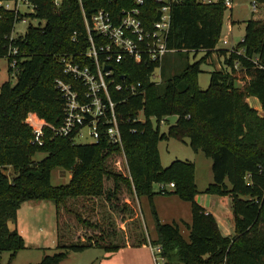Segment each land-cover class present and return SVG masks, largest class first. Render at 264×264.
I'll return each mask as SVG.
<instances>
[{
    "label": "trees",
    "instance_id": "1",
    "mask_svg": "<svg viewBox=\"0 0 264 264\" xmlns=\"http://www.w3.org/2000/svg\"><path fill=\"white\" fill-rule=\"evenodd\" d=\"M134 1L62 0L57 7L54 0H28L34 13L25 15L45 23H30L12 40L19 49L14 68L8 57L10 37L25 15L0 7V58L8 60L9 75L16 76L15 84L7 80L0 86V252L15 256L25 247L9 221L17 219L22 203L29 200H50L56 209L59 251L39 264H60L70 251L97 247L111 252L147 245L151 241L139 200L147 196L152 204L154 195L162 194L153 185L174 182V191L165 194L173 192L190 202L192 221L187 240L177 222L161 223L154 210L157 239L152 244L162 246V264H264V117L247 101L255 96L264 111V20L246 21L243 40L229 52L216 47L225 10L231 8L225 0L173 3L169 48L206 54L161 83L151 79L155 63L114 64L118 82L140 83L144 91L131 96L112 89L119 102L122 147L110 144L104 135L98 143H74L54 137L47 126L42 144L30 142V114L54 125L62 120L63 99L55 79L73 78L63 72L60 57L73 54L82 65L92 62L77 56L89 44L84 13L105 9L116 17ZM254 2L264 5V0ZM157 8L153 0H145L142 20L147 28L159 18ZM214 52L230 69L212 71L209 86L201 89V65ZM238 80L244 85H236ZM172 115L176 122L162 132V121ZM170 138L188 140L195 152L212 159L211 188L232 199L233 235H223L216 218L196 202L194 163L175 160L162 166L158 144ZM38 152L47 155L35 162ZM56 166L71 171L68 183L52 185ZM9 167L16 172L12 179Z\"/></svg>",
    "mask_w": 264,
    "mask_h": 264
},
{
    "label": "rangeland",
    "instance_id": "2",
    "mask_svg": "<svg viewBox=\"0 0 264 264\" xmlns=\"http://www.w3.org/2000/svg\"><path fill=\"white\" fill-rule=\"evenodd\" d=\"M253 2L254 0H233L231 8L225 10L222 31L216 46L218 49L235 48L245 36L246 21L251 19L264 20V5L256 3L257 10L254 11ZM10 3L14 6L15 0H10ZM18 8L23 15L34 13V7L26 0H20ZM24 17L25 19L15 23L11 36L17 37L24 34L30 23L34 26L44 25L45 23V21L37 18L26 15ZM224 39L228 40L227 44L223 43ZM243 51L244 49L239 48L240 53H243ZM205 54L206 51H170L162 62L161 82L180 73L188 63L200 60ZM201 69L202 72L198 76V81L200 88L206 89L209 86L212 71L219 69L229 70L230 68L227 66L225 58L214 52L207 62L202 63ZM158 74L159 70H156V75ZM7 80L15 84L16 76L15 73L9 75L8 60L2 57L0 58V86ZM236 85L243 86L244 80L236 81ZM247 101L258 111L260 116L264 117V111L255 96H249ZM141 117L143 118L142 114ZM176 120L177 116L174 115L165 118L161 123V131L166 132L168 127L174 124ZM31 132L33 136L30 142L35 144L33 143L35 139L33 128H31ZM86 141V139L77 140L78 143H85ZM158 149L163 167H168L175 160L194 163L195 183L198 189L195 197L197 203L204 208L218 212L223 217L232 213L231 197L221 196L211 188L213 183L212 159L206 157L202 151L195 152L189 145L188 140L186 142L174 138L161 140L158 144ZM46 155L44 152H38L33 157V161L41 160ZM6 172L10 179L16 175V172L11 167L7 168ZM71 176L70 170L56 166L52 169L51 183L53 186L66 184ZM159 185L160 183L153 185L155 192L158 191ZM172 193L154 195L152 204L147 196L140 198L139 205L144 219L145 232L148 236L149 234L151 236L156 234L154 229L156 222L153 214L154 210L161 223H172L178 219V222L183 224L179 219L180 217L187 221H192L191 203L180 199L179 196ZM9 226L11 229L16 228L17 232L23 237L25 247L18 250L15 256H12L11 251H1L0 264H39L46 255H53L59 251L57 248L56 209L52 201L29 200L22 203L17 219L9 221ZM182 230L184 237L188 240L189 237L185 226H183ZM60 264H156V262L150 250L139 246L129 249L122 247L117 251L111 252L97 247L80 252L70 251L67 258Z\"/></svg>",
    "mask_w": 264,
    "mask_h": 264
},
{
    "label": "built area",
    "instance_id": "3",
    "mask_svg": "<svg viewBox=\"0 0 264 264\" xmlns=\"http://www.w3.org/2000/svg\"><path fill=\"white\" fill-rule=\"evenodd\" d=\"M61 1L54 0V3L59 7ZM153 1L158 4L159 18L153 22L151 28H147L142 20L145 0H135L132 7L122 9L116 17L105 9H99L89 16L84 13L86 39L89 44L86 51L77 56H85L92 62L82 65L75 61L76 55L73 54L60 57L63 72L73 78V82L63 78L55 79V86L63 99L62 120L58 125H54L37 121L30 114L26 122L34 129L33 143L43 142L44 127L47 126L54 137H68L74 143L82 139L87 140L85 143H98L104 135L110 144L123 146L119 102L114 100L112 89L117 92L126 91L131 96L139 95L144 91L140 83L118 82L114 76V64L127 61L138 64L155 63L151 79L155 83H160L162 62L167 53L173 50L168 46L172 21L171 9L172 4L179 0ZM216 1L198 0L203 4ZM19 3L20 0H15V5L12 6L10 0H0V7L19 12ZM232 3L233 0H225V4L229 7ZM253 9L257 10L255 2ZM14 38L16 37H10L8 52V57L11 58L10 66L13 68L16 67V56L19 53L18 47L12 45ZM223 43L227 44L228 40L224 39ZM228 50L232 52L235 48ZM107 66L111 68L107 70ZM156 70H159L158 75ZM141 114L142 112L138 115L139 119H142ZM174 188V182L160 183L158 191L165 194ZM150 248L156 264H162L165 260L162 246L150 243Z\"/></svg>",
    "mask_w": 264,
    "mask_h": 264
},
{
    "label": "crops",
    "instance_id": "4",
    "mask_svg": "<svg viewBox=\"0 0 264 264\" xmlns=\"http://www.w3.org/2000/svg\"><path fill=\"white\" fill-rule=\"evenodd\" d=\"M243 40V39H242ZM206 211L208 213H211L217 220V223L219 225V228L222 232L223 235L225 236H229V235H233L235 232L234 230V218H233V214L232 213H229L228 216L226 217H223L221 215L218 214V212H215L213 210H210L209 208H205ZM175 217V216H174ZM180 221L184 224H181L178 222V219L177 220H174V222H177L179 225H180V229H181V232L183 234V226H185L186 228V233H188V237H189V228H188V224L191 223V221H187L185 219H183L182 217L179 218ZM173 223V222H172ZM154 229L156 231V225L154 224ZM184 236V235H183ZM149 238H150V241H155L157 239V231H156V234H154V236H151V234H149ZM152 244V242H151ZM134 247H139V246H127V248H134ZM141 248H144V249H148L150 250V252L153 254L151 248H150V243L147 244V245H142L140 246Z\"/></svg>",
    "mask_w": 264,
    "mask_h": 264
},
{
    "label": "water",
    "instance_id": "5",
    "mask_svg": "<svg viewBox=\"0 0 264 264\" xmlns=\"http://www.w3.org/2000/svg\"><path fill=\"white\" fill-rule=\"evenodd\" d=\"M111 67L110 66H107L106 69L109 70Z\"/></svg>",
    "mask_w": 264,
    "mask_h": 264
}]
</instances>
